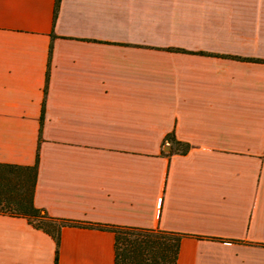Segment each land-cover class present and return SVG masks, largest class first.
<instances>
[{
  "label": "crops",
  "instance_id": "crops-1",
  "mask_svg": "<svg viewBox=\"0 0 264 264\" xmlns=\"http://www.w3.org/2000/svg\"><path fill=\"white\" fill-rule=\"evenodd\" d=\"M55 4L0 0V164L38 155L52 217L181 235L176 264H264V0ZM55 257L0 214V264ZM57 264H114V234L63 228Z\"/></svg>",
  "mask_w": 264,
  "mask_h": 264
},
{
  "label": "trees",
  "instance_id": "trees-1",
  "mask_svg": "<svg viewBox=\"0 0 264 264\" xmlns=\"http://www.w3.org/2000/svg\"><path fill=\"white\" fill-rule=\"evenodd\" d=\"M56 0L54 17L58 10ZM51 52V48L49 54ZM41 116V120H42ZM175 154L190 149L173 136L166 138ZM38 155L33 166L0 164V214L23 218L34 228L48 234L55 242L57 264L60 233L65 227H81L110 231L114 234V264H176L181 235L160 229L92 224L55 218L35 207Z\"/></svg>",
  "mask_w": 264,
  "mask_h": 264
},
{
  "label": "water",
  "instance_id": "water-1",
  "mask_svg": "<svg viewBox=\"0 0 264 264\" xmlns=\"http://www.w3.org/2000/svg\"><path fill=\"white\" fill-rule=\"evenodd\" d=\"M168 149V148H167Z\"/></svg>",
  "mask_w": 264,
  "mask_h": 264
}]
</instances>
